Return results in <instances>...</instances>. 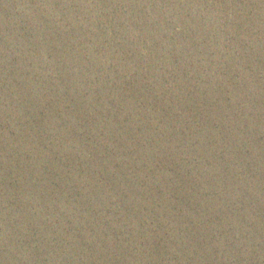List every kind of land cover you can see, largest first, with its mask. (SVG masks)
Masks as SVG:
<instances>
[{
  "label": "water",
  "instance_id": "95a60500",
  "mask_svg": "<svg viewBox=\"0 0 264 264\" xmlns=\"http://www.w3.org/2000/svg\"><path fill=\"white\" fill-rule=\"evenodd\" d=\"M0 264H264V0H0Z\"/></svg>",
  "mask_w": 264,
  "mask_h": 264
}]
</instances>
